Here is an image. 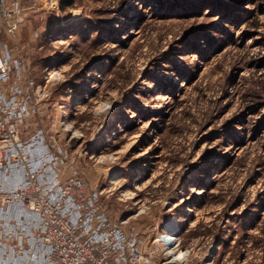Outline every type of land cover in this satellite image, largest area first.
Instances as JSON below:
<instances>
[{"label":"rangeland","instance_id":"374dc122","mask_svg":"<svg viewBox=\"0 0 264 264\" xmlns=\"http://www.w3.org/2000/svg\"><path fill=\"white\" fill-rule=\"evenodd\" d=\"M17 1L0 44L41 88L22 135L66 149L62 179L156 261L173 217L180 264H264V0Z\"/></svg>","mask_w":264,"mask_h":264},{"label":"built area","instance_id":"2783aa9c","mask_svg":"<svg viewBox=\"0 0 264 264\" xmlns=\"http://www.w3.org/2000/svg\"><path fill=\"white\" fill-rule=\"evenodd\" d=\"M11 5L0 0V13L19 10L17 0ZM22 76L20 61L0 44V264L184 262L188 250L179 249L180 229L170 231L172 238L163 247L182 250L184 257L174 260L166 254L156 261L125 231L124 219H113L98 206L97 192L87 194L77 177L62 179L64 147L51 144L40 127L22 135L26 117L39 110L41 96L40 86L22 83Z\"/></svg>","mask_w":264,"mask_h":264},{"label":"bare ground","instance_id":"6f19581e","mask_svg":"<svg viewBox=\"0 0 264 264\" xmlns=\"http://www.w3.org/2000/svg\"><path fill=\"white\" fill-rule=\"evenodd\" d=\"M190 210V209H189ZM179 225L178 223L175 221V219L172 217V218H169L167 221H166V224L164 225L163 227V231L160 232V238H159V243L163 246V242L164 240L166 239H170L172 238V235L170 234V231L171 230H174V231H177L179 230ZM217 246L218 245H215L213 247L210 248V250L212 249H217ZM165 247V246H164ZM219 248V247H218ZM165 252L171 257V259H174V260H178L182 257H184V252L182 250H177V251H174L173 249H171L169 246H166L165 248ZM208 253V252H207ZM210 254V253H209Z\"/></svg>","mask_w":264,"mask_h":264},{"label":"trees","instance_id":"16d2710c","mask_svg":"<svg viewBox=\"0 0 264 264\" xmlns=\"http://www.w3.org/2000/svg\"><path fill=\"white\" fill-rule=\"evenodd\" d=\"M73 4V0H59V7L64 9Z\"/></svg>","mask_w":264,"mask_h":264},{"label":"crops","instance_id":"0c3cea01","mask_svg":"<svg viewBox=\"0 0 264 264\" xmlns=\"http://www.w3.org/2000/svg\"><path fill=\"white\" fill-rule=\"evenodd\" d=\"M22 246L27 247V241L25 237H22Z\"/></svg>","mask_w":264,"mask_h":264},{"label":"water","instance_id":"95a60500","mask_svg":"<svg viewBox=\"0 0 264 264\" xmlns=\"http://www.w3.org/2000/svg\"><path fill=\"white\" fill-rule=\"evenodd\" d=\"M165 264H174V263H173V261H171V260H167V261L165 262Z\"/></svg>","mask_w":264,"mask_h":264}]
</instances>
